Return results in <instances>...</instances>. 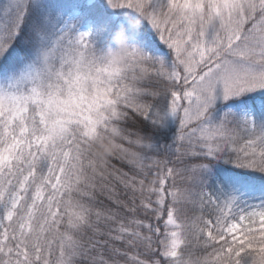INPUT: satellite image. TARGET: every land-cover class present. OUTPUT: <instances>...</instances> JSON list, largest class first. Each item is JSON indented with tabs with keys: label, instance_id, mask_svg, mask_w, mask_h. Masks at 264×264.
<instances>
[{
	"label": "snow or ice",
	"instance_id": "snow-or-ice-1",
	"mask_svg": "<svg viewBox=\"0 0 264 264\" xmlns=\"http://www.w3.org/2000/svg\"><path fill=\"white\" fill-rule=\"evenodd\" d=\"M254 92L264 0H0V264H264Z\"/></svg>",
	"mask_w": 264,
	"mask_h": 264
},
{
	"label": "trees",
	"instance_id": "trees-1",
	"mask_svg": "<svg viewBox=\"0 0 264 264\" xmlns=\"http://www.w3.org/2000/svg\"><path fill=\"white\" fill-rule=\"evenodd\" d=\"M252 100L253 98L242 101L243 102L242 104L238 103L235 107L234 113H237L239 115L244 110H248V111H252L256 118L257 113L255 109L252 107ZM160 133H162L163 135H160ZM154 136L159 138L160 146H166L170 142V140L168 139V134L166 133V131H164L163 128H161L159 132L154 133ZM213 165H215V162ZM224 166H225L224 173L227 174L231 183L236 187V189L239 190L240 193L241 192L251 193L254 195L255 198H258L260 201H264V191L261 190V178L255 175L249 176L245 174L244 169L242 170L240 168H235L230 163H227ZM224 183L221 184L219 179L218 181H216L215 179H213V177H211L208 181V187L209 189L215 191L218 186H224ZM160 227L163 228V221H161Z\"/></svg>",
	"mask_w": 264,
	"mask_h": 264
},
{
	"label": "rangeland",
	"instance_id": "rangeland-1",
	"mask_svg": "<svg viewBox=\"0 0 264 264\" xmlns=\"http://www.w3.org/2000/svg\"><path fill=\"white\" fill-rule=\"evenodd\" d=\"M156 43L159 46V51H158L157 54L160 55L162 58L166 57L167 50L162 45H159V41H156ZM259 97H264V92H254V93H251V94H247V95L241 96L237 100L229 101L228 104L230 105L231 111L235 112V107H236V105L238 103L242 104L243 103L242 101H245V100H248V99H251V98H259ZM239 115H242V116L243 115H248V116H251L252 118L255 119V116H254L252 111L244 110ZM162 128L168 134V139L171 142V140L173 138V135L175 133L176 123L173 120H171V119H167L165 121V123H164ZM169 134H170V136H169ZM225 164H227V163H225L224 161H218V162H215V165L212 166V177H213V179L218 181V178H217V174L218 173L220 175L224 176V178H225L224 179V181H225L224 186H218V187L222 188L225 191L234 192L236 195H238L241 198V200H242V202L244 204H259L261 201L258 198H255L253 194L244 193V192L240 193L239 190L236 189V187L231 183V181L228 178L227 174L224 173V169H225L224 165ZM244 172H245V174H247L249 176L250 175L258 176L257 173H254V172H251V171L245 170Z\"/></svg>",
	"mask_w": 264,
	"mask_h": 264
}]
</instances>
